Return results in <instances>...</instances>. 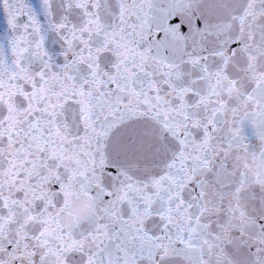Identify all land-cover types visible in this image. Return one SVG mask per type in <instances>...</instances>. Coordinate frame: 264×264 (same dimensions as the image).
I'll list each match as a JSON object with an SVG mask.
<instances>
[{
	"label": "snow or ice",
	"instance_id": "obj_1",
	"mask_svg": "<svg viewBox=\"0 0 264 264\" xmlns=\"http://www.w3.org/2000/svg\"><path fill=\"white\" fill-rule=\"evenodd\" d=\"M0 21V264H264V0Z\"/></svg>",
	"mask_w": 264,
	"mask_h": 264
},
{
	"label": "water",
	"instance_id": "obj_2",
	"mask_svg": "<svg viewBox=\"0 0 264 264\" xmlns=\"http://www.w3.org/2000/svg\"><path fill=\"white\" fill-rule=\"evenodd\" d=\"M2 28H3V23L2 21H0V30H2Z\"/></svg>",
	"mask_w": 264,
	"mask_h": 264
}]
</instances>
